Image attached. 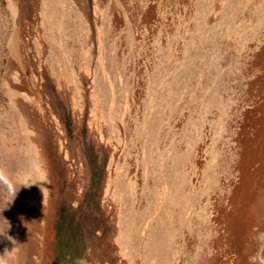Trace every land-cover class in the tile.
I'll return each mask as SVG.
<instances>
[{"label": "rangeland", "instance_id": "374dc122", "mask_svg": "<svg viewBox=\"0 0 264 264\" xmlns=\"http://www.w3.org/2000/svg\"><path fill=\"white\" fill-rule=\"evenodd\" d=\"M0 264H264V0H0Z\"/></svg>", "mask_w": 264, "mask_h": 264}]
</instances>
